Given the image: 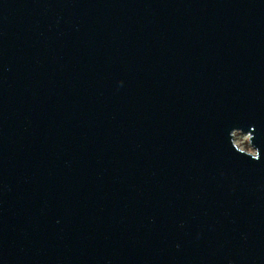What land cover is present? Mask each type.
<instances>
[{"label": "water", "instance_id": "95a60500", "mask_svg": "<svg viewBox=\"0 0 264 264\" xmlns=\"http://www.w3.org/2000/svg\"><path fill=\"white\" fill-rule=\"evenodd\" d=\"M0 264H264V0H0Z\"/></svg>", "mask_w": 264, "mask_h": 264}, {"label": "rangeland", "instance_id": "374dc122", "mask_svg": "<svg viewBox=\"0 0 264 264\" xmlns=\"http://www.w3.org/2000/svg\"><path fill=\"white\" fill-rule=\"evenodd\" d=\"M233 142L237 146L238 149L253 154L254 149L248 143V135L243 133H234Z\"/></svg>", "mask_w": 264, "mask_h": 264}, {"label": "built area", "instance_id": "2783aa9c", "mask_svg": "<svg viewBox=\"0 0 264 264\" xmlns=\"http://www.w3.org/2000/svg\"><path fill=\"white\" fill-rule=\"evenodd\" d=\"M233 137H234V133H233Z\"/></svg>", "mask_w": 264, "mask_h": 264}]
</instances>
